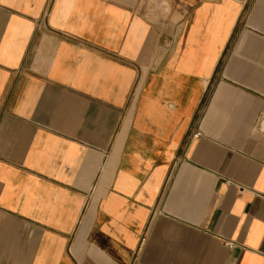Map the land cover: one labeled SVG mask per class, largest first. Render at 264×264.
I'll return each instance as SVG.
<instances>
[{
  "label": "crops",
  "instance_id": "0c3cea01",
  "mask_svg": "<svg viewBox=\"0 0 264 264\" xmlns=\"http://www.w3.org/2000/svg\"><path fill=\"white\" fill-rule=\"evenodd\" d=\"M0 264H264V0H0Z\"/></svg>",
  "mask_w": 264,
  "mask_h": 264
},
{
  "label": "built area",
  "instance_id": "2783aa9c",
  "mask_svg": "<svg viewBox=\"0 0 264 264\" xmlns=\"http://www.w3.org/2000/svg\"><path fill=\"white\" fill-rule=\"evenodd\" d=\"M193 136H194V137H197V136H198V134H197V133H195V134H193Z\"/></svg>",
  "mask_w": 264,
  "mask_h": 264
}]
</instances>
